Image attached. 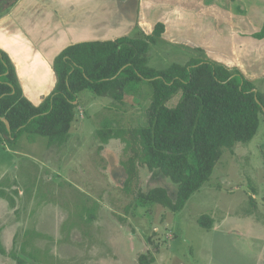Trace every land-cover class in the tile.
<instances>
[{
    "label": "rangeland",
    "instance_id": "obj_1",
    "mask_svg": "<svg viewBox=\"0 0 264 264\" xmlns=\"http://www.w3.org/2000/svg\"><path fill=\"white\" fill-rule=\"evenodd\" d=\"M212 34L201 36L205 42L192 34L191 42H214ZM191 54L159 42L151 47L148 65L166 69ZM253 83L264 102V76ZM78 99L69 139L60 147L34 134L16 142L0 134V190L8 186L7 198L18 210L14 215L1 199L0 222L9 228L10 219L19 218L24 228L14 229L12 239L1 240L0 234L7 254L13 252L22 264H141L143 257L153 260L148 264H264V114L253 139L232 152L223 150L208 183L180 212L171 213L151 203L137 205L124 192V144L110 140L102 145L96 137L106 119L116 130L143 125L145 108L127 102L126 112L116 115L109 99L87 91ZM155 187L174 195L168 180L139 168L132 190L145 193ZM57 213L63 214L59 229ZM89 213H94L90 223ZM201 216L209 217L210 228L198 224ZM0 264L18 263L0 255Z\"/></svg>",
    "mask_w": 264,
    "mask_h": 264
},
{
    "label": "trees",
    "instance_id": "obj_2",
    "mask_svg": "<svg viewBox=\"0 0 264 264\" xmlns=\"http://www.w3.org/2000/svg\"><path fill=\"white\" fill-rule=\"evenodd\" d=\"M164 32L165 26L158 23L150 35L68 46L53 61L52 92L37 106L23 96L9 58L0 51V134L9 142L34 134L46 138L48 146L60 147L69 139L82 92L111 100L116 115L126 112L127 102L132 108L140 103L141 110L145 108L143 125L116 130L106 119L96 137L102 145L110 140L124 144L128 156L121 162L126 175L123 189L134 196L137 205L151 203L171 213L180 212L208 183L223 150L232 152L253 139L264 102L255 84L239 71L211 63L201 55L189 56L183 64L166 69L151 68L148 54ZM254 37L264 38V21ZM192 51L201 53L198 48ZM261 157L264 163V145ZM139 168L168 180L174 195L161 187L134 192ZM7 194L0 190V198L15 208ZM93 220L94 213H89L86 221ZM198 224L212 226L207 216H201ZM0 255L22 264L1 244ZM141 262L153 260L143 257Z\"/></svg>",
    "mask_w": 264,
    "mask_h": 264
},
{
    "label": "crops",
    "instance_id": "obj_3",
    "mask_svg": "<svg viewBox=\"0 0 264 264\" xmlns=\"http://www.w3.org/2000/svg\"><path fill=\"white\" fill-rule=\"evenodd\" d=\"M263 21L264 0H12L0 3V51L9 58L23 96L34 106L52 92L53 61L65 48L135 32L150 35L158 23L166 27L160 43L188 51L198 48L201 53L190 56L205 53L201 56L209 62L237 70L254 82L264 76V38L254 37ZM207 33H213L214 42H191L192 34L205 42L201 36ZM189 43L195 47L189 49ZM62 215L57 213L55 229ZM19 221L11 218L9 228L0 222L1 240L11 238L14 229H24Z\"/></svg>",
    "mask_w": 264,
    "mask_h": 264
},
{
    "label": "flooded vegetation",
    "instance_id": "obj_4",
    "mask_svg": "<svg viewBox=\"0 0 264 264\" xmlns=\"http://www.w3.org/2000/svg\"><path fill=\"white\" fill-rule=\"evenodd\" d=\"M12 0H0V3L3 5L10 4Z\"/></svg>",
    "mask_w": 264,
    "mask_h": 264
},
{
    "label": "water",
    "instance_id": "obj_5",
    "mask_svg": "<svg viewBox=\"0 0 264 264\" xmlns=\"http://www.w3.org/2000/svg\"><path fill=\"white\" fill-rule=\"evenodd\" d=\"M2 121H3V122H4V124L6 125V127H7V130H9L7 122H6L5 120H2Z\"/></svg>",
    "mask_w": 264,
    "mask_h": 264
}]
</instances>
